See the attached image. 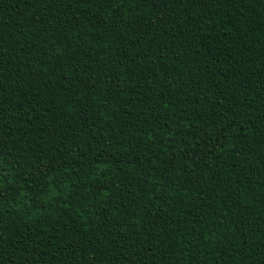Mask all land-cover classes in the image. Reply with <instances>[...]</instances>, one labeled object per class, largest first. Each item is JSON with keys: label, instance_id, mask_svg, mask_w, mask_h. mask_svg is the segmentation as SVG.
Listing matches in <instances>:
<instances>
[{"label": "trees", "instance_id": "1", "mask_svg": "<svg viewBox=\"0 0 264 264\" xmlns=\"http://www.w3.org/2000/svg\"><path fill=\"white\" fill-rule=\"evenodd\" d=\"M0 264H264V0H0Z\"/></svg>", "mask_w": 264, "mask_h": 264}]
</instances>
